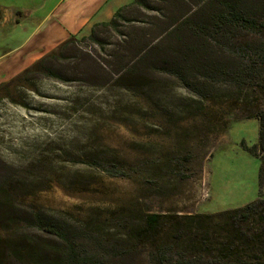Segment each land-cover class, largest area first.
Masks as SVG:
<instances>
[{
  "label": "rangeland",
  "instance_id": "rangeland-1",
  "mask_svg": "<svg viewBox=\"0 0 264 264\" xmlns=\"http://www.w3.org/2000/svg\"><path fill=\"white\" fill-rule=\"evenodd\" d=\"M55 1L0 0L1 70L3 52H15L31 27L23 20L14 24L19 14L6 13L42 17ZM224 1L242 10L264 9L257 0H205L193 7L192 24L206 21ZM184 9L164 7L163 12L177 15ZM143 14L142 20L153 22L142 25L152 37L159 26L149 19L155 12ZM89 33L56 50L50 63L55 78L24 76L0 86V186L19 180L9 203L13 223L0 231V264H32L33 257L67 264L62 239L22 229L34 214L60 230L86 264H153L152 236H131L143 228L146 216H162L158 239H164L179 218L264 200L259 161L249 152L257 142L258 122L237 119L245 93L215 84L201 99L165 73L181 64V45L195 40L183 32L155 40L138 62L133 61L135 43H124L126 37L100 29L97 44L87 39ZM232 34L237 47L260 41ZM146 39L138 38L139 44ZM201 55L207 67L236 64L222 41ZM105 163L124 168L127 176H107Z\"/></svg>",
  "mask_w": 264,
  "mask_h": 264
},
{
  "label": "trees",
  "instance_id": "trees-1",
  "mask_svg": "<svg viewBox=\"0 0 264 264\" xmlns=\"http://www.w3.org/2000/svg\"><path fill=\"white\" fill-rule=\"evenodd\" d=\"M204 1L195 0L194 4L189 5L187 0H133L117 9L110 20L94 24L87 39L98 44L97 30L113 31L121 37H126L124 43H135L132 49L133 61L138 62L156 46L153 43L155 40L173 36L178 32L186 34L189 41L195 40L193 44L181 45L183 53L181 64L164 72L173 77L179 86L201 99L208 97L209 88L213 89L215 84L227 85L245 93L239 98L241 107L238 109L242 113L237 119L239 117L256 119L258 122L257 142L249 148V152L259 161L258 180L259 184L264 186V9L260 8V12L253 10L254 7L242 10L232 1L217 2L220 8L206 21L192 24L193 7ZM257 1L264 6V0ZM164 7L185 9L184 12L175 15L172 12L171 14L163 12ZM144 11L155 12L149 19L156 21L159 26L154 27L156 34L152 37L142 28V25L153 23L141 19ZM122 29L129 31V34H124ZM133 32L135 35L137 33L136 37L130 36ZM233 32L238 35L242 33L243 36H257L260 37V41L237 47ZM146 36L148 39L139 44L138 38L145 39ZM75 41V37L67 39L0 86L23 79L24 76L55 78L50 63L57 59L56 50L73 45ZM220 41L223 42V50L234 55L236 59L234 67L224 65L207 67L204 59L203 62L199 61L200 57L204 56L201 54L207 46L218 45ZM125 72L130 76L131 66ZM199 79H203L204 82H198ZM102 167L105 174L111 178L127 176L126 170L116 165L105 163ZM15 181H11L5 188L0 186V231L7 230L13 223L9 221L8 215L12 208L9 205L11 192L19 180ZM161 219L162 216L156 214L146 216L143 228L131 231L134 239L141 240L152 236L153 264H264L263 199L217 214L179 218L171 225L164 239H158ZM25 227L22 229L41 231L62 239L65 242L62 258L67 260V264H86V259L80 260L73 245L64 240L60 230L46 223L37 214L32 215ZM32 261V264H60V260L47 263L35 257Z\"/></svg>",
  "mask_w": 264,
  "mask_h": 264
},
{
  "label": "crops",
  "instance_id": "crops-1",
  "mask_svg": "<svg viewBox=\"0 0 264 264\" xmlns=\"http://www.w3.org/2000/svg\"><path fill=\"white\" fill-rule=\"evenodd\" d=\"M127 0H56L42 17L32 18L31 11L21 17L20 11H10L19 14V20L14 24L25 21L30 24V32L26 39L17 47L15 52H3L4 70L0 68V76L6 77L0 81L6 83L19 72L30 67L35 61L56 49L71 37L86 35L94 24L108 21L120 7L129 4ZM3 11L0 8V23Z\"/></svg>",
  "mask_w": 264,
  "mask_h": 264
},
{
  "label": "bare ground",
  "instance_id": "bare-ground-1",
  "mask_svg": "<svg viewBox=\"0 0 264 264\" xmlns=\"http://www.w3.org/2000/svg\"><path fill=\"white\" fill-rule=\"evenodd\" d=\"M18 102V101H17Z\"/></svg>",
  "mask_w": 264,
  "mask_h": 264
}]
</instances>
